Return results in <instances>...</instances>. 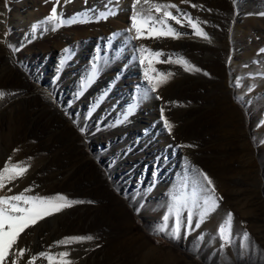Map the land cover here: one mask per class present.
<instances>
[{
    "label": "rangeland",
    "instance_id": "374dc122",
    "mask_svg": "<svg viewBox=\"0 0 264 264\" xmlns=\"http://www.w3.org/2000/svg\"><path fill=\"white\" fill-rule=\"evenodd\" d=\"M155 1L177 5L179 12L168 11L181 23L148 27H172L179 38H147L145 31L130 39L134 0H0V170L9 158L27 168L0 196L31 188L27 195L95 202L27 228L16 245L26 250L19 264L33 256L35 264H49L40 252L63 251L71 255L57 260L72 264H264V0H141L136 10L147 16L151 9L159 20ZM54 6L57 18L49 21ZM109 10L115 14L101 18ZM138 48L149 50L144 65ZM179 58L201 71L165 62ZM93 64L97 76L84 87ZM145 71L153 83L160 73L173 75L151 92ZM200 172L222 200L195 228L203 209ZM194 192L200 208H192L193 228L182 224L177 237L173 205L184 220L182 204L192 207ZM228 213L226 244L218 230ZM88 235L94 239L56 244Z\"/></svg>",
    "mask_w": 264,
    "mask_h": 264
},
{
    "label": "snow or ice",
    "instance_id": "6c2138e0",
    "mask_svg": "<svg viewBox=\"0 0 264 264\" xmlns=\"http://www.w3.org/2000/svg\"><path fill=\"white\" fill-rule=\"evenodd\" d=\"M58 2V0H57ZM118 3V0H116ZM145 3H148V0H144ZM183 2H188V0H183ZM141 0H134L132 6V15L130 17L131 20V27L126 30L129 34L130 39H142L145 38V31L147 33V38H160V37H167L172 36L174 38H179L180 33H178L174 28L168 27L167 30L157 29L155 27H148L149 23L152 24H165L168 19L176 21L177 24L181 23L180 16L173 15L171 11H168L170 8L177 9L179 12L178 6L175 4H155L153 7L157 13L163 10V17L157 20L155 17L151 15V9H148V15L144 16V9L140 11L136 10V5L140 4ZM192 7H198V5L193 4ZM115 12L109 10L108 12L101 13V18L106 19L108 15H114ZM185 19L189 21L190 26L195 29V35L203 36L205 39L210 41V38L207 36L206 33L203 32L198 26V22H193L191 19L190 14L185 15L181 13ZM53 18H57V10L54 6L52 8L50 16L47 20H52ZM68 22H76V21H68ZM65 23L63 19H60L59 24L57 27L62 26ZM39 27L38 25L33 26V32L36 31V28ZM135 31V35H131ZM7 35V33L5 34ZM9 47H12L9 45ZM17 50V49H13ZM67 51V50H66ZM137 52L140 53V56H137L136 59L140 65L145 64V58H143V54L149 52L146 48H138ZM261 53H264V49L260 50ZM162 53L159 51L153 53L152 55L155 57H159ZM165 62H172L183 64L185 71H195L200 72L201 69L195 68L188 64L186 60L183 58H179L175 61H165ZM64 61H61V65H63ZM153 71H155L153 69ZM172 73H168L165 76L164 73H160V79L155 80L153 83V78L149 77L148 71H145V79L149 81L151 87L148 91L155 92L156 89L160 84L166 83L168 77L172 76ZM204 75H209L207 72ZM261 75H264L262 73ZM97 76V65H92V71L90 76L87 78V81L84 87H87ZM239 83V82H237ZM82 94V92L80 93ZM5 95L4 92L0 91V98H3ZM144 98H147L148 92L142 94ZM104 97L102 96L100 100L102 101ZM137 105L133 104L129 109L128 113L124 116V120H127L128 115L134 113ZM164 109H161V113H163ZM122 122V121H121ZM163 126L171 133L173 125L166 119L162 118ZM83 131V130H82ZM188 147H193L192 145H188ZM27 168L22 167L20 164H12L11 158L5 164L2 170H0V189H3L6 186V183H12L18 177H22ZM200 177L202 178V184L199 188V192L203 193V209L198 212V220L195 224V228H199L200 224L204 222L205 218L211 214V212L215 211L216 208L219 207V201L222 200V197H217L215 194V187L213 185V181L206 173L200 172ZM32 189L28 188L25 189L23 192L14 195H5L0 196V264H6V261L9 260V257H12L11 264H19L20 259L25 254V249L17 248L16 245L18 243V239L21 234L29 227L34 226L37 222L45 219L46 217H50L56 213L63 211L66 208L72 207L73 205L83 204V203H95L94 201H83V200H71L66 195L57 194L54 196H39V195H27ZM8 191L11 192L12 189L8 188ZM175 200V198H174ZM192 207H189V202L185 200L182 204L183 208H187V215L184 220L181 219V207H177L174 203V214H175V228L173 234L175 236H179L182 224H186L187 230L190 232L193 228V211L192 208H200V204L197 200V193L194 192L191 200ZM173 212L170 211L169 215H165L163 220L165 221V228L167 226V222L172 215ZM233 219V214L228 213L227 218L224 225H221L219 228V234L224 240V242L230 243L231 236H230V228L231 222ZM245 239H247L248 234H244ZM94 239L93 236H72L66 237L60 241H57V245H69L71 243H82L84 241H92ZM40 258H44L49 261V264H72L71 261L68 259L57 260V257H68L70 253L68 251H63L57 253L55 256L50 255L49 252H40ZM38 257L33 256L29 264H35V261Z\"/></svg>",
    "mask_w": 264,
    "mask_h": 264
},
{
    "label": "bare ground",
    "instance_id": "6f19581e",
    "mask_svg": "<svg viewBox=\"0 0 264 264\" xmlns=\"http://www.w3.org/2000/svg\"><path fill=\"white\" fill-rule=\"evenodd\" d=\"M150 4H154V1H152V2L149 1V6H152V5H150ZM155 4H156V1H155ZM141 5H142V4H141ZM147 5H148V4H147ZM141 7L144 8L143 5H142ZM141 7H140V8H141ZM144 9H145V8H144ZM140 10H141V9H140ZM151 11H152V10H151ZM155 15H156V14H155ZM153 16H154V15H153ZM111 20H112V19H111ZM111 20H110V22H111ZM122 20H123V19H122ZM112 21H113V20H112ZM95 23H96V22H95ZM100 23H101V22H100ZM93 24H94V23H93ZM108 24H111V25H112V23H108V22H107V23H101L100 25H99V24H98V25H99L100 27H103V28L105 27V28H106V27L108 26ZM96 25H97V24H96ZM94 26H95V24H94ZM107 28H108V27H107ZM94 29H95V28H94ZM98 29H99V28H98ZM98 29H97V30H98ZM109 29H110V28H109ZM100 30H101V28H100ZM100 30H99V31H100ZM102 30H103V29H102ZM102 30H101V31H102ZM99 31H98V33H99ZM96 43H97V42H96ZM108 45H109V44H108ZM96 46L99 47V46H100V43L98 42V43L96 44ZM125 55H126V54H125ZM97 56H99V52H96V53H95V57H97ZM93 59H94V58H93ZM114 59H117L118 61H120V60L123 59V57H122V56L120 57V54H119V53H115V54H114ZM102 60H103V58H102ZM93 61H94V60H93ZM101 62H102V61H101ZM101 64H102V63H101ZM105 64H106V62H105ZM110 66H113V63H112V65H110ZM119 81H122L121 77L119 78ZM119 81H118V82H119ZM137 92H139V91H137ZM147 107H148V106H147ZM147 107H146V108H147ZM144 108H145V107H144ZM147 110H148V109H147ZM147 110H145V111H147ZM138 113H139V112H138ZM0 192H1V189H0ZM50 218H52V216H50V217H46L45 220H48V219H50ZM23 235H24V234H23ZM21 236H22V234H21ZM21 238H22V237H21ZM21 238H20V239H21ZM18 245H20V244H18ZM20 247H21V246H20ZM70 255H71V254H70ZM68 259H69V258H68Z\"/></svg>",
    "mask_w": 264,
    "mask_h": 264
}]
</instances>
